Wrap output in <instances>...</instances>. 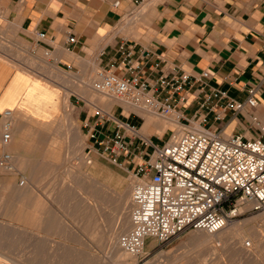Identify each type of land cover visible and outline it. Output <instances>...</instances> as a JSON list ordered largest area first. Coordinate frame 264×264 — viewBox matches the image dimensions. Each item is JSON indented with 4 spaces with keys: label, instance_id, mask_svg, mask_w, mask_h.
I'll return each instance as SVG.
<instances>
[{
    "label": "crops",
    "instance_id": "obj_1",
    "mask_svg": "<svg viewBox=\"0 0 264 264\" xmlns=\"http://www.w3.org/2000/svg\"><path fill=\"white\" fill-rule=\"evenodd\" d=\"M40 33L45 38H39ZM71 35L75 37L72 44L68 42ZM123 43L133 48V57L140 60L141 72L148 80L172 68L193 77L208 72L212 86L244 102L248 89L259 86L264 75V0H0V155L9 152L15 167L14 174L0 172V194H9L11 185L33 189L15 196V211L41 212L39 224L60 222L51 210V194L42 199L32 195L34 183H49L61 170H71L65 141L69 133L71 149L81 166L85 165L86 142L80 126L88 134L94 113L81 110L75 125L69 115L72 110L69 114L65 111L67 99L62 95L68 79H55L49 70L91 74L96 69H111L127 77L119 52ZM88 87H93L91 82ZM257 99L254 114L264 124V86L258 88ZM6 110H12L16 119L8 146L2 143L1 129ZM233 123L232 131L240 133L251 126L243 116L231 121L229 127ZM249 134L252 136L253 130ZM94 162L88 164L91 169ZM87 195L77 204L78 209L97 205V194ZM71 198L78 196H53L58 204L60 199ZM18 199L32 207L22 201L23 206ZM36 200L40 206H35Z\"/></svg>",
    "mask_w": 264,
    "mask_h": 264
},
{
    "label": "built area",
    "instance_id": "obj_2",
    "mask_svg": "<svg viewBox=\"0 0 264 264\" xmlns=\"http://www.w3.org/2000/svg\"><path fill=\"white\" fill-rule=\"evenodd\" d=\"M39 38L45 34L40 33ZM68 42L74 43L75 37L69 36ZM119 52L128 76L100 69L93 80L94 89L159 116L178 114L179 125L167 129L163 136L144 138L139 131L145 119L137 112L126 115V107L119 104L112 114L94 108L86 155L101 152L136 180L131 198L132 228L120 237L122 249L135 260L124 264H145L150 242L163 247L190 230L217 234L242 216L264 215V124L254 114L264 75L241 102L212 86L208 72L193 77L172 68L148 80L141 72L140 60L133 57V48L123 43ZM239 116L248 119L249 129L228 132L229 123ZM5 117H11L10 110L3 113L2 121ZM1 129L2 143L8 146L12 121L1 122ZM12 169L13 156L4 152L0 170Z\"/></svg>",
    "mask_w": 264,
    "mask_h": 264
},
{
    "label": "rangeland",
    "instance_id": "obj_3",
    "mask_svg": "<svg viewBox=\"0 0 264 264\" xmlns=\"http://www.w3.org/2000/svg\"><path fill=\"white\" fill-rule=\"evenodd\" d=\"M144 11H146L145 8L143 9L141 13H144ZM98 70L99 69H96L91 74H87L85 73V71H83V73L81 74H78L76 72L75 73L67 72L69 75H73L74 78L66 80L65 86L63 87L65 90V93L62 95H64L65 97L67 96V102L65 104V111L67 114H69L68 112L70 111L68 110L69 109L72 110V112H70L69 115H71V117L73 118L75 125L78 124L77 116L81 110H88L89 112L94 113L95 106L96 107L98 106V104L95 101V98L97 99L96 94L92 93L93 95L91 94L92 96L89 97V94L85 95L81 93L79 90L81 86L82 87L89 86L90 82H91V85H93V80L96 78V73ZM49 72L54 75L55 79H59V77L63 79V77L58 76V74L55 73L54 71L49 70ZM63 80L65 81V79ZM89 89H90V92L93 91L91 90L90 87ZM135 121L137 124H139L138 123L139 120L136 119ZM72 128L73 126L70 125L69 130L71 131ZM80 133H81L83 140H85L86 142L82 157L87 158L85 159L86 162L89 161L88 158L91 157L92 159L91 158L90 159L95 161L94 162L95 168L91 169L89 167L90 163L88 162L85 163V165L81 166V160L79 159V156H77V154L73 152V149H71L72 144L69 142V140H71L72 135L71 133H69L65 141L67 145V157L71 161V163H69L71 170L68 173L65 172V169L61 170L60 172L56 173L52 177L53 181H50L49 183L48 182H45L44 184L34 183L35 194L32 195L35 197L39 196L42 199V196H47L51 194L50 202L54 203L53 205H50L51 210H52V213L55 214V216L58 219H60V222L59 223L57 222L56 224H53V223L49 224L47 222L39 224V223L31 222L26 225V224L19 223V222H13L12 220L10 221V217L4 214H0V227H2L0 228V235H2L0 236L1 237L0 238V244H1L0 248L3 247L2 249H0L1 251L0 253L4 255L3 256L4 258H2L3 260L6 258L5 259L6 264H103L104 261L108 262L107 259H109V256L111 253H109V251H106V249L103 246L101 247V244H99L101 243L100 240H98L100 239L99 236L101 235L100 234L101 230L97 228L99 227V225H97L99 223L97 221L98 214L94 212L95 208L94 207L92 208L81 207L80 209H78L79 206L77 204H79V201H82L81 200L82 197L83 196L89 197L87 194H85L86 190L81 193L79 192L81 190L79 189L78 186H80L81 184L82 185L84 184V181L83 180L80 181L79 178L81 179L82 177H84V175H89L92 178H95L101 181V183H104V184L106 183V185L113 188L119 194L120 193L123 194L129 188L131 181L134 178L130 174L124 173L122 170H120L119 167L112 165L101 152H97V151L93 152L92 154H90V157L86 155L88 151L87 148L90 145L89 136L86 132H83L81 126H80ZM0 172L5 173V174H14L13 173L14 171L12 172L0 171ZM83 186H85V184ZM62 189L65 192H63ZM67 192L71 196L72 194H76V197L78 196V198L76 199L71 198L67 200L60 199L59 200L60 204H58L57 202L58 199H53L54 195L57 196V194H67ZM43 200L47 202V200L45 199ZM75 202L77 205L76 208L74 207ZM109 207L110 208H106L107 216L105 215L106 225H107L106 231H108V227H109V230H112V229L114 230L120 227L119 226L120 219L116 211V204L112 203ZM83 212H84V215H83ZM82 215L85 217H83ZM256 215H259V214L242 216L238 220L243 221V220L249 219ZM44 216L47 218V215H44ZM115 219L118 223L115 221ZM80 221L82 222L84 221L86 226L84 222L83 223L81 222L82 223L81 224ZM258 223L261 226L263 225L261 221H258ZM111 225L114 227L111 228L110 227ZM52 226L53 228L51 229ZM87 226H88V229H87ZM46 227H48V229ZM261 228L263 229V227ZM84 229H87V230H84ZM96 230L99 234L96 232ZM197 233L198 232L192 231V230L187 231L183 233L179 238L174 240L171 244L167 246H163V247H159L157 243L153 242L156 245L152 248L150 247V245L148 246V248L146 249V256L143 259V263L153 264V263H156L157 260L158 261L163 260L162 264H169L167 263L169 262V260L167 261L165 257H167V255L169 256L171 255L170 257H173L174 255L176 256V255H179L189 250L191 248V244H190L191 239ZM123 234L124 233H121L119 238ZM259 248L258 247L256 248V252H257L256 257H254L253 260L251 261L249 260L248 262L243 261V260L239 261L235 258H232L230 255L228 256L227 254L225 255L226 257L225 256L223 257V259L224 258L225 259L222 260L223 262L222 264L224 263L225 264H264V249L261 248V251H260ZM106 253H108V255ZM106 255L108 256L107 259H106L107 257ZM201 259L199 256V258L195 257L194 260L192 259L191 262L190 261L189 262L179 261L176 264H191L192 262H193L192 264H215L217 262V260L215 259H214L215 261L213 260V256L211 257L209 256V258L206 257L205 260H204V257H202ZM101 260L102 262H100ZM120 264H123V263H120Z\"/></svg>",
    "mask_w": 264,
    "mask_h": 264
},
{
    "label": "bare ground",
    "instance_id": "obj_4",
    "mask_svg": "<svg viewBox=\"0 0 264 264\" xmlns=\"http://www.w3.org/2000/svg\"><path fill=\"white\" fill-rule=\"evenodd\" d=\"M5 56H7V55H5ZM40 57H41V55H40ZM33 60H35V59H33ZM17 61H19V60H17ZM55 73H57L58 76H61L65 79H69L68 74L66 72L60 70L59 68H57ZM47 89L53 90L52 88H46V90ZM91 90H93V91L90 92V89L88 86L87 87L83 86L80 88V92L85 94V95H88V94L91 95L92 93L96 94L97 99L95 98V101L98 104L99 108L102 109L104 112L112 114L115 111V107L117 106V104H119V105H123L126 107V110H125L126 113L125 114H127V115L131 111H135L139 115H141L145 119V122H144L143 126L141 127L139 134L144 138H149L153 134L163 136V134L165 133V131L167 129H169V128L178 129V127H179V125L177 123L178 114H172L168 117L159 116V115L151 112L150 110L144 109L142 107H133V106L131 107V105H128L121 100L110 97L104 93H101V92L95 90L94 87H92ZM65 98L67 99V96ZM10 111H11V117L10 118L5 117L3 119V124L6 122V120L10 119L13 123V126H14V121H16L15 113L12 110H10ZM235 124L236 123H233L228 128V132H231L234 129V127L236 126ZM240 127L242 128L241 125H240ZM84 145H85V142L82 140V147ZM82 156H83V154H82ZM85 159H87V158L82 157V162H85V163H87V162L91 163L92 162V160L90 158H88L89 161H87V162ZM13 160H14V157H13ZM14 170H15V167H14V161H13V169L12 170H0V171L12 172ZM81 180L84 181L85 186H83L84 184L83 185L81 184L82 186L81 185L78 186L79 189L81 190V191H79L80 193L86 190L85 194H97V196H98L97 205L95 206V212L98 214L97 221L99 223V224H97V225H99V227H97V228L101 230V233H100L101 235L99 236L100 239H98V240H100V242H101V243H99V244H101V247L103 246L106 249V251H109V253H111L109 256V259H107L108 253H106L107 254L106 259L108 260V262L104 261L103 264H109V263L110 264H120V263L124 264V263L133 262L135 259L130 257L122 249V247L120 245L119 236L121 233H124V232L128 233L129 230H131V228H132L131 216H130L131 198H132L131 192H132V187L136 181L135 178L132 179L129 188L126 190L127 192L125 191L123 194H121V193L119 194L113 188L106 185V183L105 184L101 183V181H99L95 178H91L89 176H84L81 178ZM81 183H83V182H81ZM37 184H41V183L37 182ZM8 188H9V194H1L2 198H1V202H0V214L7 215L8 217H10L13 220L19 219V220L25 221V222L28 221V222L40 223L42 221L41 212H37V210L25 211V209H20V210L15 211L13 209L14 208L13 204L17 203L15 196L17 197V195H19V194H28V193L32 192L33 191L32 187L26 185V187L18 188L15 185H11ZM62 191H63V189H62ZM70 191H72V190H70ZM63 192H65V191H63ZM67 194H68V192H67ZM26 200H28V199L26 198ZM18 201H19L18 203H22V204H23L22 201H24V204L28 203L22 199H21V202L19 199H18ZM114 201L117 203L116 211L119 215V216L118 215L117 216L120 219V225H119L120 227L117 229H114V230L113 229L109 230V227H108V231H106V227H107L106 219H105L106 218L105 215L107 214L106 208H110L109 206ZM86 203H87V200L84 199L82 202L83 206H85ZM24 204H23V206H24ZM28 204H30V202ZM34 204L36 207L40 206V200L34 201ZM29 207L30 208L32 207L31 204L29 205ZM86 213H85V215H86ZM80 214H81V212H80ZM83 215H84V212H83ZM82 216H80V217H82ZM83 217H85V216H83ZM115 218H117V217H115ZM86 221H87V219H86ZM115 221H116V219H115ZM258 221H261L262 224H264V215L259 214V215L253 216V217L246 219V220H243V221H239V220L230 221L227 224L226 228L217 234H207L204 232H198L191 239V243H190L191 248L189 250H187V251H185L179 255H176V256L174 255L173 257H170L171 255L170 256L167 255V257H165V256H163V257H165V259H167V261L169 260V262H167L169 264H176L179 261H181V262L182 261H185V262L190 261L191 262L192 259L194 260L195 257L199 258V256H200V259L202 257H204V260L206 257L209 258V256L210 257L213 256V260L214 259L217 260L216 263L214 262L215 264H222L223 263L222 260L225 259V258L223 259V257L227 254H228V256L230 255L232 258H235L239 261H241V260L247 261V262H248V260L251 261V260H253L254 257H256V253H257L256 248L257 247L258 248L260 247L259 248L260 251H261V248L264 249V234H263L264 228L263 229L261 228L262 226L259 225ZM81 222L82 221H80V223ZM84 224H85V222H84ZM85 226H86V224H85ZM110 227L113 228L114 226L111 225ZM0 228H2V227H0ZM87 229H88V226H87ZM87 229H84V230H87ZM103 229H104V231H103ZM96 232H97V230H96ZM0 236H2V235H0ZM155 243L152 242L150 244V247L151 248L154 247L156 245ZM3 245H4V243H3ZM2 248H0V249H2ZM3 256L4 255H2L0 253V264H6V260H5L6 258L3 260L2 259V258H4ZM6 256H7V254H6ZM161 256H160V258H161ZM160 258H159V260H160ZM86 260H88V259H86ZM201 260H203V259H201ZM162 261L157 260V262L153 263V264H162L163 263ZM100 262H102V260ZM227 263H228V261H227Z\"/></svg>",
    "mask_w": 264,
    "mask_h": 264
}]
</instances>
